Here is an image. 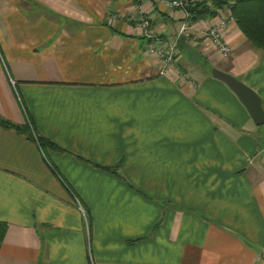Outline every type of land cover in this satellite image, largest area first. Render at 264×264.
Here are the masks:
<instances>
[{
    "label": "crops",
    "instance_id": "1",
    "mask_svg": "<svg viewBox=\"0 0 264 264\" xmlns=\"http://www.w3.org/2000/svg\"><path fill=\"white\" fill-rule=\"evenodd\" d=\"M217 19L161 0H0V117L25 129L0 125V264H264V128L211 74L264 111V52L228 19L219 55L203 36ZM182 23L160 75L150 46Z\"/></svg>",
    "mask_w": 264,
    "mask_h": 264
},
{
    "label": "trees",
    "instance_id": "2",
    "mask_svg": "<svg viewBox=\"0 0 264 264\" xmlns=\"http://www.w3.org/2000/svg\"><path fill=\"white\" fill-rule=\"evenodd\" d=\"M222 7L228 10L236 27L250 44L264 52V0H196L186 5V20L192 23L202 17L213 16L216 14V10ZM0 125L16 130L24 129L1 117ZM36 141L40 150L46 146L54 145L53 142L41 136H36ZM95 165L108 168L100 164ZM4 230L5 223L0 221V241Z\"/></svg>",
    "mask_w": 264,
    "mask_h": 264
},
{
    "label": "built area",
    "instance_id": "3",
    "mask_svg": "<svg viewBox=\"0 0 264 264\" xmlns=\"http://www.w3.org/2000/svg\"><path fill=\"white\" fill-rule=\"evenodd\" d=\"M162 4L170 8H180L185 11L186 5L193 3L196 0H161ZM218 19L215 23L209 24L203 31V36L212 48L221 56H225L230 52V46L222 39L221 30L223 29L226 21L231 19L230 15L226 16L222 14L220 9L216 10ZM140 26L147 27L148 21L146 19L141 20ZM187 26L182 23L177 32L170 42L152 44L149 52L154 56L158 63V74L163 75L169 72L175 63L178 56L177 41L182 35L187 36ZM77 208L81 211V208L77 201H75Z\"/></svg>",
    "mask_w": 264,
    "mask_h": 264
},
{
    "label": "water",
    "instance_id": "4",
    "mask_svg": "<svg viewBox=\"0 0 264 264\" xmlns=\"http://www.w3.org/2000/svg\"><path fill=\"white\" fill-rule=\"evenodd\" d=\"M213 77L224 82L246 108L254 125L264 124V111L258 95L234 76L218 69H211Z\"/></svg>",
    "mask_w": 264,
    "mask_h": 264
},
{
    "label": "rangeland",
    "instance_id": "5",
    "mask_svg": "<svg viewBox=\"0 0 264 264\" xmlns=\"http://www.w3.org/2000/svg\"><path fill=\"white\" fill-rule=\"evenodd\" d=\"M262 128H264V125H260V130H262ZM254 140L257 141L259 145H261V143L264 142V139L263 138H261V140L260 139H257V138H254Z\"/></svg>",
    "mask_w": 264,
    "mask_h": 264
}]
</instances>
